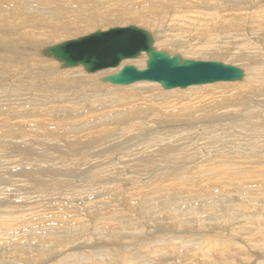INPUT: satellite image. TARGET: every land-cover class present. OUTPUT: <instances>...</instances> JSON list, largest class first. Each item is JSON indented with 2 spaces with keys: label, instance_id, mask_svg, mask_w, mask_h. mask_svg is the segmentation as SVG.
<instances>
[{
  "label": "bare ground",
  "instance_id": "bare-ground-1",
  "mask_svg": "<svg viewBox=\"0 0 264 264\" xmlns=\"http://www.w3.org/2000/svg\"><path fill=\"white\" fill-rule=\"evenodd\" d=\"M21 1L22 0H0V68L2 71L1 74H6L4 78L0 77L1 79L0 84L4 83V84H8L9 86V85H12L13 83L14 85L18 83H23L15 75L19 71H21V68H25L29 66L31 62H33V65H30V66L34 67L36 63L45 64L47 61H50L48 58H45L42 53V51L48 46L47 44L52 43L53 45H55L57 44L55 42L59 41L62 38L67 39L68 37H76L79 34H82V29L86 30L87 32H90L92 29L96 28V26L98 27L101 25V27L102 26L105 27L107 25L116 23L114 21H118V19H121L124 17L126 18L134 17V18H138L137 19L138 26L139 25L144 26L145 29H147V31L150 33L153 39V47L155 49L169 47L170 51L180 50V52H184V53L192 52L196 56L198 55L197 57L203 56V57H209V58H214V59L222 58L223 60H230L234 62L235 64L244 65L245 71L241 69L243 72V75H242L241 80L238 82H235V83L217 82L215 84L209 83L210 85H206L205 88H199V87H204V86L190 85L188 87H184L180 89L174 88V89L162 90V88H160L159 84L156 82L137 81V82L127 84L124 86L113 84L110 87H108V91L113 92L117 94L118 96H122L121 97L122 102H125V104L126 102H128V104L132 101L136 102L133 108L135 109V112L138 116L142 115V113L146 110L147 104H153L154 107H156L159 104L162 109H170L169 108L170 105L172 107H174L173 105H176L178 108H175V110H173L174 116L172 117V120H167L166 118H164V120L167 122L169 121L173 122L182 117L183 121L184 119L190 120L192 122L193 120H197V121L200 120L207 124H210V122L212 123L214 122V124L218 125V123L215 121L216 119H218L217 113H222L223 111H220V110L223 108L224 105L230 104L233 100H236L239 106L244 107L243 110L247 109L249 111L247 113L243 111L244 113L243 122H245V127L243 124H242L243 126L241 125L242 126L241 128H243L242 132H247V135L246 133L245 135L248 136L249 138L246 137L245 140L241 138L239 141V144L231 148L233 150L226 151L225 149L229 148L230 146L229 145L227 146L226 143L225 145L227 148L224 149L221 146H223L224 139H228L227 136H228V133L230 134L231 130H225V128H221L225 124L223 123V121L222 122L218 121L219 125H222V126H220L219 128H215V130L212 131V132H216L220 130L219 144H217L218 141L216 140V137L211 136V135H210L211 136L210 141H215L216 142L215 144L219 145V147L221 148V151L218 152L215 150L216 152L215 155H212L213 153L212 152L211 153L212 156L205 157L203 159L204 160L203 166L205 165L206 169L210 173L209 176H211V178H213L217 182H222L223 184H221L218 187V189L216 190V195H213V197L211 198L210 208H208L206 204H201V203L200 205L191 203V204H187V206L181 204L182 200H180V198H183V195L179 194L181 192V191L179 192L180 189H176L170 192L169 191L170 188H169L168 192L170 193L166 195L165 199L163 200L158 199L159 201H157V198L159 195L158 192L160 191H157V190L153 191V188L151 189L149 188V190L145 192V195H147L148 192L152 193L151 197L152 196L153 197H152L151 202H153L155 206H150L149 205L150 202L148 201L149 204L144 206V207H147V210L144 211V208L141 207L142 205L141 206L138 205V203H140L141 201L139 200L141 199L140 196L142 194L140 191L135 192V193L131 192V194L128 193V196L126 197H121L120 195H118V192H116V194L110 193L116 190L121 191V190L126 189L125 187H128V186L123 187L127 182L126 183L123 182L124 178H122V174L120 172L121 168L119 169L115 165L116 163H113L114 161L111 162L113 166V168H111L112 167L110 165L111 160L107 161L108 163L104 160H103L104 162L98 161V164L102 166L99 167V170H97L96 168L95 169L93 168V170L90 172L91 173L90 176H89V171H88L89 165L85 162L86 159L85 160L83 159V161L87 164V166L84 167L86 171H81L80 166H79L80 168L75 166L76 169L74 170L73 168H71L72 167L71 165L70 166L71 172H73L74 174H79L78 177H80V180L82 183L73 184L67 181V179L64 177L60 178L62 176H65V174H68L67 172H64L60 168L55 171V173L57 171H62V173L60 174L61 176L59 178L54 177V176L49 177L50 169L47 170L45 173L40 172L37 175L39 180L38 179L34 180V178L29 174L33 178L34 182L33 181L32 182L37 183V187L39 188V190L40 188L49 190L48 194L51 193L50 194L51 196L50 200L52 201L51 204L55 202L56 203L55 205L53 204V207L51 209L52 205H49L50 202L46 203L47 200L45 198L46 197L45 194H44L45 197L41 199L40 203L43 202V204L41 205L42 212L39 214L40 219H38V221L36 222L31 223V225L35 223H39L41 226V224H43L41 226L43 228L41 229L42 231L38 230V228L40 227L32 228L31 226L32 229L29 230L28 232V230H23V227H26V225L19 226V223H20L19 220L18 221L11 220L13 224H9V223L5 224L4 223L5 221H2L0 219V228H1L0 237L2 238L1 240L3 241L2 244H7L6 248H10L11 250H13L16 247H20L21 245L19 244H24V245L26 244L29 246V247L26 246L27 248H31V246H37V247H34V249H39V252H40L39 254L41 253L44 254L45 252L49 253L55 250H58L59 252L64 247V245L67 244L65 242H74L76 246L75 249L83 248L79 252H76L75 250L74 252H72L73 247L72 249L67 248V251H70V252L64 253L63 255H61L60 256L61 259L55 260L54 264H163V263L165 264H183V263L184 264H222L223 261H225L223 262V264H235V262L241 260L240 258L242 257L243 254L241 255L240 253L241 251L239 252L238 248H236L238 246L235 247L232 241L230 242V240H227L228 239L227 236H221L220 234L216 233V230L223 229L225 233L226 232L228 233L230 227H232V225H236L237 220H239L238 216L246 217V220H247L246 225L251 226V228L249 229L247 228V230L245 229L247 231L246 233L250 231L252 232L253 230H257V233L261 234L259 236V238L261 237V239L258 240L259 243H264V239H263L264 238V235H263L264 234V208H263L264 194L257 195L255 193L256 190L255 191L251 190L253 187H255L256 189L260 187L261 192L262 193L264 192V184L259 185V183L264 182V176H262V174H259L261 169L260 170L253 169L254 170L253 171L251 169L247 170L246 169L247 167L245 168L244 166L243 168L237 167L238 162L235 160L236 158L239 157V156L237 157L236 155V152L238 151V149H240L242 153V150H241L242 145L240 143H247L256 149L264 150L263 149L264 148V130H262V128L260 129V127L259 128L256 127V129L255 127L254 128L247 127L248 125L252 123L255 124L254 122L255 120H259V122L264 123V109L260 108L261 106L260 103H255V106H250L249 108H247L248 103H246L247 98H249L247 96L248 92H251V94H255V96L259 98L260 102L264 100V96H262L264 95V54L258 51L259 44L264 41V0H199V3L197 4H199L200 6L192 7L191 5H189V7H187L185 10H181L179 9V7L181 3L180 1L183 2L186 0H160L162 4L160 5L159 8H152L150 5L151 4L150 0H135V2L132 3V8L138 12L136 16H129L130 14H125V12H120V13L112 14L111 16H113L114 18L111 17L106 20H102V18L98 16L100 13L99 9L102 6L113 4L114 2H116L115 0H108V1L99 0L98 2H95V0H80L76 4H67V2L64 4L58 3V2H39L35 7L26 6L29 4L30 1H35V0H27L26 5H24ZM125 1H129V0H125ZM90 15H94L96 17H90ZM226 20L227 22H223ZM207 22H212L213 26L208 27L206 24ZM99 23L100 25H95ZM123 27H126V26H123ZM96 31H99V30H96ZM61 42H58V43H61ZM172 51L170 52L171 54L173 53ZM135 58L136 59L133 58L134 60H131V61H129L130 60L129 58H127L129 60L123 59L119 62V64L116 67L106 68L105 70L103 69L100 71H96V73L87 72L88 73L87 75L81 72L82 70L81 67L83 66H80V67L76 66L73 68L70 67L68 69H63V70L60 67V70H59L60 72H57L58 70L52 71V74L49 76H52L55 81H58L57 84L59 83L65 86L62 89L63 90L62 93H64L65 97L68 100H71L74 102L81 101L82 106H84L83 108H85V105L87 104L88 101H94L93 103L90 102V104H92L91 109H95L97 107V104H95V100L105 98L104 94L108 91L96 93L93 88H87L86 86L82 85L81 86L82 90H91V92L89 94H86V93L84 94V91H82L83 93H79L76 91L74 95L70 97L72 93V89H73L72 86L75 84V77L78 76V75H69L71 71H74L72 72L73 74L79 72L81 74L79 76H82V74H84L83 76H86L87 80L95 83V87H94L95 89L104 90V87H107L109 83L103 82L101 79L107 75L117 74L122 69L123 66L134 64V66L137 69L145 68L147 55L143 51H141L140 55L136 56ZM8 65L9 67L6 68L5 66H8ZM55 65L57 64L55 63ZM24 72L32 74V72L28 71V69H26ZM35 84H36V80L32 83V85H35ZM41 86L42 85L36 86L35 89L38 91V88L39 87L41 88ZM138 86H142L143 89L136 90L133 88V87H138ZM67 88H70L71 90H66ZM194 89H199V91L196 92L198 98L203 99L207 94H212L214 95V98L217 101H211L207 103H194V101L192 100V97L187 98L189 94L188 95L186 94L189 91L194 90ZM39 95H41V92ZM37 96L38 95L36 94L35 97H32V98L30 97L29 100H32L33 98H36ZM57 97H60V96H57ZM62 97L64 98V96ZM55 99L56 98L53 96L50 102L46 105L45 108H47V110H51L53 108L52 103L56 101ZM237 108L240 109V107H237ZM0 109L4 110V108L2 107ZM2 112L5 113L6 111H2ZM150 115L151 116H147L144 118L151 119L154 117V120H156V123H159L160 118H163V117H158V116L155 117L154 112L151 113ZM111 116H112L111 121H113L114 118L115 119L117 118L115 114L113 113L111 114ZM203 117L209 118V119L208 120L202 119ZM138 119L139 117H136L129 122L128 124L129 130L132 127V122H135ZM83 120H86V119H83ZM3 122L7 123L9 121L5 120ZM107 122L108 121L103 118L96 123L100 127L105 128ZM91 125H92V122H89L88 120H86V123H83L81 130H80V131H83L81 132L82 135L74 139V144H73V146H75L74 151H76V147L79 146L77 145V143L84 141L85 139H87L88 137L92 135ZM2 126L3 125L0 124V127ZM229 126L230 124H227L224 127H229ZM7 127H12V124L8 123ZM236 128H239V127H236ZM112 129H113L112 127H108L107 131H111ZM206 129L203 128L202 132H205V133L201 132L200 134L202 135H199V136L202 137L204 134L208 136L207 131L210 128H208V130ZM129 130H127V132ZM252 130H255L256 132L254 134L250 133ZM188 131L191 132V131H196V130H188ZM209 132L211 131L209 130ZM9 133L10 131H8V135L0 136V143L5 142L6 140L9 141L7 139V137L9 136L17 138L16 134H9ZM185 135H188V137L190 136L193 137L191 134L189 135L186 133ZM98 136L95 137V140L93 143L97 146V149H100L105 146V143L103 144L102 141L100 140L102 137L101 136L98 137ZM103 136H105L104 138L107 139L106 137L108 136L107 132H106V135H103ZM129 136L130 135L128 134V137ZM183 136L184 135L182 134L181 136L179 135V138H178L179 141L182 140ZM128 137H127V141L130 139ZM179 141H177L176 143L178 145L179 144L181 145V142ZM105 142L107 141L105 140ZM204 145L208 147L206 143H204ZM189 147L190 146H188L187 152L185 151V146H183L180 149L178 148L180 150L179 151L180 155L177 156L178 158L177 157L173 158V162L171 158L165 157L166 155L164 156L162 153H159V155L162 158L165 157L163 159L165 160V162H166V159H168L167 162L169 164L179 163L181 159H184V161L186 160L185 162L187 163L188 166L189 164H193V168L195 167L196 169V167L200 164V163L198 164L196 163V161L199 162V157L196 155L198 158H195L193 160L188 159V156H189L188 154L192 153L190 152L191 150L189 149ZM166 148L167 147L165 146L164 149ZM103 149L104 148L101 149L100 154L103 151ZM164 149H162V151H164ZM208 150L212 151L214 150V148L208 147ZM0 152L6 153V155H3V156H9V150L5 147H3L0 150ZM44 153L46 154L49 152H45L44 150ZM227 154H229L230 156H228ZM68 155L70 157L69 159L62 158L64 165L68 166L72 162V158L74 159V157H75V161L73 162H75V164L76 162L80 161L79 156L81 155H75L71 152L68 153ZM107 157L109 159V156ZM192 157L190 155L189 158H192ZM121 158L120 159L118 158L119 159L118 162L122 160ZM62 159H60L61 160L60 162L58 161L59 164H62ZM81 160H82V157H81ZM189 160H192V161H189ZM5 161L6 163L9 162L8 159H6ZM83 161L81 162L83 163ZM87 162L89 163V160H87ZM82 163L79 162L80 165ZM83 166H84V163H83ZM133 166L134 165H132V167ZM181 166L183 165L181 164ZM122 167L124 168V166ZM248 167L250 166L248 165ZM193 168L191 169L190 167L191 170H193ZM223 168L226 170L228 175L227 174L225 175L222 172ZM228 168L231 171H234L235 169L236 170L234 173L232 172L233 174L231 175L229 174ZM136 170L137 169H135V171ZM190 172L192 173V171ZM82 173H84L86 175V179L89 180L86 183L85 181H83ZM116 173L118 176L117 179L115 176ZM194 173L200 174L201 169H196ZM124 175H126V173ZM66 177L68 178V175ZM205 178H207V176ZM239 178H241L240 181H239ZM108 179L110 180L108 181ZM95 182L97 183L94 185ZM109 182L110 184H107ZM137 182H142V181L138 180L135 183ZM249 184H253V187L252 185L249 186ZM95 186H98L97 189H95ZM163 186L165 185L163 184ZM181 186H182V183H181ZM224 186H230V188L234 190L235 194L231 193L232 191L230 193L226 192L227 190L226 191L224 190ZM167 187H166V190H167ZM20 189L21 188H19V190ZM201 189L204 190L203 188ZM86 190L88 192L90 190L97 192L96 195L98 196V198L95 199L96 196H94V199L90 201L88 199L89 198L88 196H90L89 194L90 192L87 193ZM64 192L66 193L63 194ZM229 194H233V196L230 197ZM76 197L78 198V200L81 198V202L80 200L78 202H73L74 201L73 199H75ZM192 198L193 197H191L190 200H192ZM260 198H261L263 205L261 203L260 204L258 203V204L262 206L261 209H263V215L260 216L259 214L258 216H256V214H253V210H255L256 208V205H257L256 201L258 200L259 202ZM117 200L119 201L120 204L118 203ZM225 200H227V202L233 200L237 202L238 205L234 204L235 205L234 207L225 205L224 204ZM33 201L34 200L29 201V202L34 203ZM110 201H111V204H109ZM157 202H160V203L157 204ZM204 202L205 201H203V203ZM68 203H70L71 209L70 207H67ZM57 205H60V207ZM168 206L171 207V210L169 212V215L171 217L170 219H173L169 221L171 222V225L168 224L170 227L167 233L169 234H167L166 236H161V237L157 236V238L154 239L153 237H151L153 236V234L150 236L148 235L149 233H147V235L143 237L142 231L144 228L142 225L146 224L147 222H150V220L153 218L159 219L160 217H162L163 219L169 216V215H160V210L162 208H165L168 211ZM220 207H222V209H220ZM32 208H35V206L34 207L32 206ZM112 208H116L117 211H114ZM261 209H259V211H261ZM34 210H36V208ZM108 210L109 212L112 211L109 215H107ZM198 210L199 212H197ZM172 212L174 214H172ZM10 213L12 214V212ZM51 213L55 214L56 218L50 216ZM16 214H18L17 210H16ZM20 215L21 214L19 213V216ZM25 216L27 217V215ZM172 216L176 218H173ZM198 216H200L199 220H194V218ZM27 219L29 218H26L25 220ZM28 221H30V219ZM16 222L17 223L19 222L18 226L20 227L21 230L19 229V227H17L15 230L17 232L14 233L11 231V229L13 230V228H15ZM49 222H52L53 225L52 224L48 225ZM208 222H211V223L216 222L215 224L210 225L211 229H213L215 234L211 235L209 233L210 230H208L205 233H202V231L198 230L197 228L198 225L203 226L204 224H208ZM239 225L238 227H234L233 228L234 230L231 228L232 234H239L240 230H242V227H241L242 223L240 227ZM34 226L35 225H33V227ZM155 227L159 229L158 226H155ZM145 228L150 229L151 227L147 226ZM183 228L187 231L184 234L182 232ZM92 231H95L99 234H104L105 236L102 239L98 237H94ZM217 232L223 233L222 231H217ZM144 234H146V232ZM126 235H128L135 242V245L138 244L135 246L136 248L133 246L132 251H128L125 246L121 247L122 244L116 241L118 239H121V237L123 238ZM139 237H143V240L141 242H138ZM253 237L254 236H251V238ZM107 239L111 241L110 246L106 245ZM33 240H35L36 243L33 244L32 243ZM102 240H104V242ZM244 240H246V238H244ZM129 242H131V240ZM122 243L127 244L126 241ZM97 245H102V246H97ZM238 245L240 247V245L242 244H238ZM249 246H246V247H249ZM89 248H95L96 250H91V249L87 250ZM205 248H207V250ZM201 250L204 252H201ZM248 250H251V248ZM26 251L27 250H21L20 252H17L15 254L14 253L8 254V257L10 255H14V256H18L17 258H20L21 256H19V254L24 253ZM58 252H56V254ZM64 252H66V250ZM166 253H168V255L167 257H164ZM34 254L32 255L34 256ZM184 255L188 257H184ZM231 255H233V257L228 259L229 256ZM44 256H47V255H44ZM204 256L206 257V260H203L202 257ZM199 257H201L202 259H199ZM219 257H222L221 262L215 260L216 258H219ZM224 258H226L227 260H224ZM245 258L246 257L244 254V259ZM178 259H181L182 261L176 262L178 261ZM246 259H249V257H247ZM250 261L248 262L250 263L253 262L252 260ZM261 261H260V264H261ZM50 264L52 263L50 262ZM257 264H259L258 261H257ZM262 264L264 263L262 262Z\"/></svg>",
  "mask_w": 264,
  "mask_h": 264
},
{
  "label": "rangeland",
  "instance_id": "rangeland-1",
  "mask_svg": "<svg viewBox=\"0 0 264 264\" xmlns=\"http://www.w3.org/2000/svg\"><path fill=\"white\" fill-rule=\"evenodd\" d=\"M79 1L80 0H35V1H30L28 5H26L27 0H22L21 2L26 6H34L35 7L39 2H58V3H62V4L67 2V4H76ZM98 1L99 0H95V2H98ZM105 1H108V0H105ZM115 1L116 2H114L113 4H108L106 6L100 7V9H99L100 13L98 16L100 18H102V20H106L108 18H111V17H113V16H111L112 14H116V13H120V12H125V14H130L129 16H136L138 14V12L132 8V3L135 2V0H129V1L115 0ZM150 1H151L150 5L152 8H159L160 5L162 4L160 0H150ZM180 2L181 3H180L179 9H181V10H185L187 7H189V5H191L192 7L200 6L199 4H197V3H199V0H186V1H183V2L180 1ZM90 17H96V16L90 15ZM137 19L138 18H134V17H132V18L124 17V18L118 19V21H114L116 23H113V24H110L107 26L104 25L105 27H103V26L101 27L100 23L95 24V25H100V26H98V27L96 26V28L92 29L90 32H87L86 30L82 29V34H79L76 37H68L67 39L62 38L55 43L74 39V38H78V37H81L83 35H87L89 33H92L96 30L104 31V30H107L109 28H114V27H118V26L123 27V26H127V25H135L137 27L145 29L144 26H140V25L138 26ZM223 22H227V20L223 21ZM206 24L208 27L213 26L212 22H207ZM53 27H55V26H53ZM51 44L52 43L47 44V45L52 46L53 44L52 45ZM258 47H259L258 51L264 54V41L262 43H260ZM158 50H164L166 52L168 51L167 53H169L170 55L179 54L182 58H185V59H192V60H198V61H219V62H222L224 64L233 65V66L238 67V68L242 69L243 71H245L244 65L235 64L234 62H232L230 60H223L222 58L221 59H214V58L203 57V56L197 57L198 55L196 56L192 52L191 53L190 52L184 53V52H180V50L179 51L178 50H175V51L171 50L173 52L171 54L169 47L159 48ZM45 58H48V57H45ZM48 59L50 60V61H47L48 63L50 62L49 64L47 62L45 64L36 63L35 66L32 67L30 65H33V62H31L29 66H27L25 68H21V71H19L15 75L23 83H18L15 85L13 83L12 85H9V86H8V84H4L3 82H2L3 84H0V108L1 107L4 108V110L0 109L1 110V112H0V124L3 125L2 127H0V132H1L0 136L8 135V131H10L9 134H16V136H17V138L9 136V137H7V139L9 141L6 140L5 142L0 143V150L3 147H5L9 150V156H3V155H6V153L0 152V208H1L0 209V219L2 221H5L4 222L5 224H7V223L13 224L11 222V220H14V221L19 220V222L22 223V224H20L18 222L19 226L20 225H23V226L26 225V227H23V230H28V232H29V230H31L32 228L40 227V228H38V230L42 231L41 229H43V228L41 226L43 224H41V226L39 223H35V224L31 225V223L36 222V221H38V219H40L39 214L42 212L41 205L43 204V202L40 203L41 199H43L46 195V197H45L47 200L46 203L50 202L49 205H52L51 209L53 207V204L55 205L56 202L51 204L52 203V201L50 200L51 199V196H50L51 193L48 194L49 190L42 189V188H40V190H39V188L37 187V183H33L34 182L33 178H34V180L35 179L37 180L38 179L37 175L40 172L45 173L49 169H50L49 177L54 176V177L59 178L61 176L60 174L62 173V171H57L56 173H55V171L60 168L64 172L68 173V174H65V176H62L60 178L64 177L67 179V181H69L73 184L74 183H82L80 180V177H78L79 174H74L73 172H71L70 166L72 165L71 168H73L74 170L76 169V167L80 166L81 171H86L84 169V167H86L88 164L89 165L88 171H89V176H90V174H91L90 172L93 170V168L94 169L96 168L97 170H99V167L102 166V165L98 164V161H103V160L106 162L111 160L110 161L111 166H112L111 162L114 161L113 163H116L115 165L119 169L121 168L120 172L122 174V178H124L123 182L124 183L127 182L126 183L127 185L125 184L123 187L128 186V187H125L126 189L121 190L122 193L119 190H116L114 192H110V191L109 192L113 193V194H116V192H118V195H120L121 197H126V196H128V193L131 194V192L135 193V192L140 191L142 194L140 196L141 199H139L141 201H140V203H138V205L139 206L142 205L141 207L144 208V211L147 210V207H144V206L149 204V202H150V204H149L150 206H155L153 204V202H151L152 197H153V196L151 197L152 193L148 192L147 195H145V192L147 190H149V188L150 189L153 188V191H155V190L160 191V192H158L159 195H158L157 201H159L158 199H160V200L165 199L166 195H168L171 191H174L176 189H180L179 192L180 191L181 192L179 194L183 195V198H180V200H182L181 204L187 206V204H191V203L197 204V205H200V203H201V204H206L208 206V208H210L211 198L213 197V195H216V190L218 189V187L221 184H223L222 182H217L213 178H211V176H209L210 175L209 171L206 169L205 165L203 166V164H204L203 159L205 157L215 155V153H216L215 150L218 152L221 151V148L219 147V145H217V144H219L220 130L216 131V132H212V131L215 130V128H219L220 126H222V125H219V122L223 121V123L225 124L224 126H226L227 124H230L229 127H224V126L221 127V128H225V130H231L230 134L228 133V136H227L228 139H224L223 146H221V147L225 149V148H227L226 145L227 146L229 145L230 147L225 149V150L226 151L227 150H229V151L233 150L231 148L237 146L239 144V141L241 138H243V140H245V138L248 137V136H246L247 132H242L243 128H241L243 125L245 127V122H243V119H244L243 111L245 113L249 112L247 109L243 110L244 107L239 106L237 104V101L233 100L230 104H226L223 106V108L220 110V111H223L222 113H217L218 119H216L215 121L218 123V125L214 124V122L213 123L210 122V124H207V123H204L200 120H198V121L193 120L194 123L190 120H185V119L183 121L182 117L180 119H177L176 121H173V122L165 121L164 118H166L167 120H172V117L174 116L173 110H175V108H178L176 105H173L174 107H172L170 105L171 106V107L169 106V108L171 109L170 110V109H162L159 104L156 107H154L153 104H147L146 110L142 113V115L138 116L135 112V109L133 108V106L135 105L136 102L132 101L129 104H128V102H126V104H125V102H122V98H121L122 96H118L117 94L108 91V87L113 85V83H110L108 81H105V82L109 83L107 85V87H104L101 84L104 87V90L95 89L94 88L95 83L87 80L86 76H83L84 74L87 75L88 73L86 71H84L83 67H81L82 68L81 72L84 73V74H82V76H79V75H81L79 72L73 74L72 72H74V71H71V73L69 74V75H78L79 76V77L78 76L75 77V84L72 86V88H73L72 93L73 94L71 93L70 97H72L76 91L79 93H83L82 91H84V94L85 93L89 94L91 92V90H82V88H81L82 85L86 86L87 88H93L96 93L108 91L104 94L105 98L95 100V104H97V107L95 109H91L92 104H90V102L93 103L94 101H88L87 104L85 105V108H83L84 106H82L81 101H78V102L75 101L74 102V101L68 100L65 97L64 93H62L63 92L62 89L65 86L62 84H59V83L57 84L58 81H55L52 76H49L52 74V71L58 70L57 72H60L59 71L60 70V63L58 61L54 60L53 58H51V59L48 58ZM129 59H126V60L131 61V60H134L136 58H134V59L129 58ZM51 60H52V62H51ZM55 63L57 65H55ZM132 65H134V64H132ZM5 67L8 68L9 65L5 66ZM77 67H80V66H77ZM71 68H73V67H71ZM26 69H28V71H31L32 74L24 72ZM44 69H46V70H44ZM61 69L63 70V69H68V68H61ZM1 72L2 71L0 68V77L4 78L6 76V74H1ZM94 73H96V72H94ZM43 74H44V76H43ZM34 79L36 80V84L32 85V83L35 81ZM0 81H1V79H0ZM238 81H240V80H238ZM238 81H231V82L230 81H222V83L223 82L224 83H235ZM215 83H217V82L210 83V84H215ZM210 84H201L198 86H204V87H199V88H205L206 85H210ZM39 85H42V86H41V88L39 87L40 89L38 88V91H37L35 89V87L39 86ZM115 85H119V84H115ZM31 86H33V87H31ZM121 86H124V85H121ZM159 86H160V88H162V90H165L163 87H161L160 84H159ZM195 86H197V85H195ZM133 88L136 90H142L143 89L142 86L133 87ZM66 90H71V89L67 88ZM166 90H168V89H166ZM197 91H199V89H194V90H191L188 93H186L187 95L189 94L187 96V98L192 97V100L194 101V103H207V102H211V101H217L214 98V95H212V94H207L203 99L198 98L197 94H196ZM40 92H41V95H39ZM36 94L38 95L36 98L29 100L30 97L31 98L35 97ZM20 95H22V96H20ZM27 96H28V98H27ZM53 96L56 98L55 99L56 101L52 103V105H53L52 109L53 110L52 109L47 110V108H45V107L50 102V100L52 99ZM57 96H60V97H57ZM62 96H64V98ZM247 96L249 97L246 100V103H248L247 108H249L250 106H255V103H260V105H261L260 108L264 109V100L260 102L259 98H257L255 96V94H251V92H248ZM262 96H264V95H262ZM187 101H188V99H187ZM58 105H60V106H58ZM237 107H240V109L242 107V109L240 110ZM62 108H64V109H62ZM2 111H6V112L3 113ZM153 112L155 113V115H154L155 117L156 116L163 117V118H160L159 123H156V120H154V117L151 119L144 118L147 116H151L150 114ZM112 113L115 114V116L117 117L116 119L114 118L113 121H111V117H112L111 114ZM180 113H182V112H180ZM136 117H139V119L136 120L137 122L136 121L132 122V127L129 130L128 129L129 122ZM103 118L108 121L106 123L105 128L100 127L96 123ZM83 119H86L89 122H92V125H91V128H92L91 134L92 135L90 137H88L87 139H85L84 141L77 143V145H79V146H77L76 151H74V149H75V146H73L74 139L78 138V136L80 137L82 135L81 132H83V131H80V130H81L83 123H86V120H83ZM202 119L208 120L209 118L203 117ZM211 119H213V118H211ZM5 120H8L9 122H7V123L3 122ZM235 120H236V122H235ZM175 122H177V123H175ZM254 122H255V124L252 123V124L248 125L247 127L248 128H254L255 127V129H256V127H258V128L260 127V129L262 128V130H264V123L263 122H259V120H255ZM8 123L12 124V127H7ZM236 124H238V125H236ZM108 127H112L113 129L111 131H107ZM176 127H178V128H176ZM236 127H239V128H236ZM203 128H205V129L207 128L206 130H208V128H210L209 130L211 131V132H209V130L207 131L208 136H206V134L203 135L205 138L203 136L202 137L199 136V135H202L200 133L202 132ZM173 129H174L175 133H174ZM127 130H129V131L127 132ZM188 130H196V131L189 132ZM106 132L108 135V136H106L107 139H105L104 138L105 136H103V135H106ZM255 132H256L255 130H252L250 133L254 134ZM75 133H77V134H75ZM78 133H80V134H78ZM186 133L189 135L191 134L193 137H191V136L188 137V135H185ZM202 133H205V132H202ZM245 133H246V135H245ZM128 134L130 135L129 137H128ZM178 134L180 136H181V134L184 135L181 141H179V139H178L179 138ZM98 135H100L102 137L100 139L102 141V143L103 144L105 143V146L102 147L104 149L101 152V154H100V151L102 148L97 149V146L93 143L95 140V137H97ZM210 135L216 137V140L218 141L217 144H215L216 143L215 141H210V137H211ZM100 136H98V137H100ZM127 137L130 138L128 141H127ZM171 138L172 139L175 138L176 140L175 139L172 140ZM191 138H193V139H191ZM105 140L107 142H105ZM177 141L181 142V145L180 144L178 145L176 143ZM204 143H206L208 145V147H211V148L213 147L214 150H212V151L208 150V147H206L204 145ZM225 143H226V145H225ZM240 144L242 145V149H241L242 153H241L240 149H238V151L236 152L237 157L239 156L238 158L235 159L238 162L237 167L243 168V166H244L245 168L247 167L246 168L247 170L248 169L249 170L250 169L251 170H253V169L254 170H257V169L260 170L261 169L259 174H262V176H264V150L256 149L247 143H240ZM168 145H169V147H168ZM187 145L190 146L189 149L191 150L190 152H192V153L188 154L189 155L188 159L193 160V159L199 157V162L196 161V163L197 164L200 163V164L196 167V169H201L200 174L194 173V171L196 169H195V167L193 168V164H189V166H188L187 163L185 162L186 160L184 161V159H181L179 161V163H173V164L172 163L169 164L167 162L168 159H166V162H165V160H163L165 157H167V158H171L172 162H173V158L180 155V152H179L180 148L185 146V151L186 152L188 151ZM107 146H109V147H107ZM165 146L167 147L166 148L167 151H166V149H164ZM215 146H217V147H215ZM162 149H164V151H162ZM44 150H45V152H49V153H46L47 154L46 155L44 153ZM70 152L75 154V155H81V156H79L80 157L79 162L82 163L81 161H83V159L84 160L86 159L85 162L87 164L84 161H83L84 166H83V163L80 165L79 162H76V164H75V162H73V161H75V157H74V159L72 158V162L68 166L64 165L63 159L64 158L69 159L70 157H69L68 153H70ZM209 152H210V154H209ZM11 153H13V154H11ZM62 153H63V155H62ZM159 153H162L164 156L165 155L166 156L164 158H162V157H160ZM211 153H212V155H211ZM190 155H191V157L192 156L193 157L189 158ZM227 155L230 156L229 154H227ZM107 156H109V159ZM114 156H116V157H114ZM81 157H82V160H81ZM31 158H32V160H31ZM118 158L119 159L121 158L122 160H120L118 162V160H119ZM6 159L9 160L8 163H6V161H5ZM60 159H62V164H59V162L61 161ZM87 160H89V163L87 162ZM192 160H189V161H192ZM150 161H152V162H150ZM180 163L183 166H181ZM132 165H134V166L132 167ZM190 165H192V166H190ZM248 165L250 167H248ZM61 166H62V168H61ZM122 166H124V168ZM130 166H131V168H130ZM190 167H191V169L193 168V170H191ZM202 167H204V168H202ZM111 168H113V166ZM139 168H141V169H139ZM135 169H137V170L135 171ZM123 170H125V171H123ZM132 170H134V171H132ZM235 170L231 171L228 168L229 174H231V175L235 172ZM77 171H79V170H77ZM190 171H192L193 174ZM222 172L225 175L227 174V172L224 168L222 169ZM125 173H126V175H124ZM10 174H11V176H10ZM67 175H68V178L66 177ZM84 175L85 174L82 173L83 181H85V183H86L89 180L86 179V175L85 176ZM115 176L117 179V177H118L117 173L115 174ZM195 176H197V177H195ZM206 176H207V178H205ZM241 178H239V181L241 180ZM77 179H79V180H77ZM137 179L141 180L142 182L135 183L136 181H138ZM60 180H58V181H60ZM109 180L110 179H108V181ZM75 181H77V182H75ZM96 183L97 182H95L94 185ZM170 183H171V185H170ZM181 183H182V186H181ZM107 184H110V182ZM163 184L165 186H163ZM173 184H175V185H173ZM263 184H264V182L259 183V185H263ZM187 185H189V186H187ZM250 185H252V187H253V184H249V186ZM6 187H7V189H6ZM97 187L98 186H95V189H97ZM166 187H167V190H166ZM171 187H172V189H171ZM175 187H177V188H175ZM19 188H21V189L19 190ZM201 188H203L204 190H202ZM168 189L170 192H168ZM206 189H207V191H206ZM230 189H231L230 186H224V190L225 191L227 190L226 192L230 193L232 191L231 193H234V190H232V189L230 190ZM190 190H192V191H190ZM251 190H253V191L256 190L255 193L257 195L264 194V192L263 193L261 192L260 187H258L257 189L255 187H253ZM161 191H163V192H161ZM89 192L87 191V193L90 194V196H88L89 197L88 199L90 201L94 199V196H96L95 199L98 198V196L96 195L97 192H95L93 190H90ZM92 192H93V194H92ZM109 192H108V194H109ZM65 193L66 192H64L63 194H65ZM98 193H100V192H98ZM164 194H165V196H164ZM196 194H198V195H196ZM229 195H230V197L233 196V194H229ZM160 196H162V197H160ZM186 197H187V199H186ZM191 197H193L192 200H190ZM32 200H34L33 201L34 203L29 202ZM73 200H74L73 202H78L79 200L81 202V198L78 200V198L76 197ZM75 200H77V201H75ZM139 200H137V201H139ZM259 200L261 201V198ZM203 201H205V202L203 203ZM260 201L259 202H258V200L256 201L257 205H256L255 210H253V214H256V216H258L259 214H260V216L263 215V209H261L262 206L259 205L260 203L263 205V203H262V201L261 202ZM118 203H119V201H118ZM155 203H156V201H155ZM159 203L160 202H157V204H159ZM109 204H111V201ZM224 204L231 206V207L232 206L234 207L236 204L238 205V203L233 201V200L228 201V202H227V200H225ZM32 206L33 207L35 206L36 210H34L35 208H32ZM57 206L60 207V205H57ZM67 207H70V209H71L70 203L67 204ZM222 207H220V209H222ZM263 208H264V206H263ZM47 209H49V208H47ZM112 209L114 211H117L116 208H112ZM259 209H261V211H259ZM16 210H17L18 214H16ZM170 210H171L170 206H168V211H167V209L162 208L160 210V215H169ZM28 211H30V212H28ZM254 211H255V213H254ZM10 212H12V214ZM111 212H109V210H108L107 215H109ZM197 212H199V210ZM19 213L21 214L20 216H19ZM32 213H34V214H32ZM172 214H174V213L172 212ZM246 214H247V212H246ZM25 215H27V217ZM28 215L32 218V220ZM50 216L56 218V215L53 213H51ZM176 216H177V214H176ZM21 217H22V219H21ZM172 217L176 218L174 216H172ZM199 217L200 216L194 218V220H199ZM26 218H29L30 221H28L29 219L25 220ZM170 218H171L170 215L167 216L166 218H163V219H162V217H160L159 219L153 218L150 220V222L143 224L142 225L144 228L142 231L143 237L145 235H147V233H149L148 235H150V236L153 234V236H151V237H153L154 239L157 238V236L161 237V236H166L167 234H169V233H167L168 229L170 227L169 225H171V222H169V221L173 220ZM238 218H239L240 222H239V220H237L236 225H232V227H230L228 233L227 232L225 233V231L223 229L216 230V233L220 234L221 236H227V238H228L227 240H230V242L232 241L233 244L235 245V247L238 246L236 248H238L239 252L241 251L240 252L241 255L243 254L242 255L243 258L241 257L240 258L241 260L237 261L238 264H240V263L241 264L242 263L243 264H253L254 262H256L254 264H257V261L260 264L261 260H262L261 264H262V262L264 263V254H262V253H264V243H259V241H258L261 239V237L259 238V236L261 234L257 233V230L252 231L254 234L251 231H250L251 233L250 232L246 233L247 228L249 229V228H251V226L246 225V223H247L246 217H243V216L239 217L238 216ZM20 220L21 221L23 220V221L21 222ZM18 223L16 222V226H15V228H13L14 231L11 229L12 232H14V233L17 232L15 230L17 227H19ZM215 223L216 222H212V223L208 222V224H204L205 226L204 225L203 226L198 225L197 228L199 231H202V233H205L208 230H210L209 233L212 235V234H215V232L213 231V229H211L210 225L215 224ZM241 223H242V226H241ZM51 224L53 225L52 222L48 223V225H51ZM54 224H55V222H54ZM33 225H35V226L33 227ZM238 225H239V227L240 226L242 227V230H240L239 234H232L231 230L234 227H238ZM31 226H32V228H31ZM147 226L151 227V228L150 229L145 228ZM155 226H158L159 229L156 228ZM153 227H155V228H153ZM19 229H20V227H19ZM155 229H157V230H155ZM0 230H1V228H0ZM154 231H155V233H154ZM217 231H222L223 233L217 232ZM254 231H256V232H254ZM143 232L144 233L146 232V234H144ZM182 232L184 234L187 231L183 228ZM92 233H93L94 237H98L100 239H102L105 236L104 234H99L95 231H92ZM246 234L249 236H247ZM251 236H254V237L251 238ZM143 237H139L138 242H141L143 240ZM244 238H246V240H244ZM1 239L2 238L0 237V258H1L0 264H4V263L5 264H20L21 262L23 264H31V263L32 264H37V263L41 264L42 261H44V262H42V264H48V262H49V264H50V262L52 264H54L55 260L61 259L60 258L61 255H63L64 253L70 252V251H67V248L72 249V247H73L72 252H74V250L76 252H79L80 250L83 249V248L75 249L76 246H75L74 242H65V243H67L66 244L67 246L64 245V247L59 252H58V250H55L53 252H49V253L45 252L44 254L43 253L39 254L40 253L39 249H34V247H37V246H31V248H32V250H31V248H27V247H29L28 245L19 244V245H21L20 247H16L15 249L11 250L10 248H6L7 244H2L3 241ZM121 239H118L116 241L118 243L122 244L121 247L125 246L128 251H132L133 246L135 247L136 245H138V244L135 245V242L128 235L124 236L123 238L121 237ZM130 240H131V242H129ZM33 241H32L33 244L36 243L35 240H33ZM102 241L104 242V240H102ZM125 241L127 242V244L122 243ZM255 241H256V243H255ZM257 242H258V244H257ZM76 244H77V242H76ZM110 244H111V241L109 239H107L106 245L110 246ZM238 244H242V245H240V247H239ZM249 244H250V246L251 245L252 246L250 247ZM97 246H102V245H97ZM246 246H249V247H246ZM250 248H251V250H248ZM90 249L96 250L95 248H89L87 250H90ZM205 249L207 250V248H205ZM21 250H27L26 251L27 253L24 252V253L19 254V256H21L20 258H17L18 256H14V255H10L8 257V254H13V253L15 254L17 252H20ZM35 250L37 253L35 252ZM65 250H66V252H64ZM253 250H254V252H253ZM30 251L32 254L35 253L34 256L30 253ZM56 252H58V253L56 254ZM201 252H204V251L201 250ZM244 254H245V257L246 258L249 257V259H246V258L244 259ZM26 255H28V256H26ZM44 255H47V256H44ZM167 255H168V253H166L164 255V257H167ZM204 255H205V253H204ZM6 256H7V258H6ZM250 256L252 258L253 257L254 258L252 259ZM184 257H188V256L184 255ZM232 257H233V255L229 256L228 259H230ZM4 258H6V259H4ZM35 258H36V260H35ZM202 258H203V260H206L205 256ZM202 258L199 257V259H202ZM209 258H211V257H209ZM31 259H33V260H31ZM48 259H49V261H48ZM236 259H238V258H236ZM184 260H186V259H184ZM215 260L221 262L222 257L216 258ZM224 260H227V259L224 258ZM247 260L248 261L252 260L253 262L250 263L251 261L248 262ZM39 261H41V262H39ZM181 261H182L181 259H178V261H176V262H181ZM223 262H225V261H223ZM223 262H222V264H223ZM237 262H235V264H237ZM163 264H165V263H163Z\"/></svg>",
  "mask_w": 264,
  "mask_h": 264
},
{
  "label": "water",
  "instance_id": "water-1",
  "mask_svg": "<svg viewBox=\"0 0 264 264\" xmlns=\"http://www.w3.org/2000/svg\"><path fill=\"white\" fill-rule=\"evenodd\" d=\"M143 51L147 55L144 69L125 65L114 75L102 78L113 84L127 85L137 81L156 82L164 89L190 85L241 80L243 72L233 65L219 61H198L169 55L153 47L150 33L135 25L95 31L46 47L42 53L60 63L61 68L83 66L88 73L116 67L127 58Z\"/></svg>",
  "mask_w": 264,
  "mask_h": 264
}]
</instances>
